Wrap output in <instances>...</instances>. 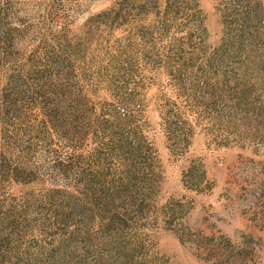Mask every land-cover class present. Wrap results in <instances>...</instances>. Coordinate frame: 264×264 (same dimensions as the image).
<instances>
[{"label":"rangeland","instance_id":"1","mask_svg":"<svg viewBox=\"0 0 264 264\" xmlns=\"http://www.w3.org/2000/svg\"><path fill=\"white\" fill-rule=\"evenodd\" d=\"M0 264H264V0H0Z\"/></svg>","mask_w":264,"mask_h":264}]
</instances>
